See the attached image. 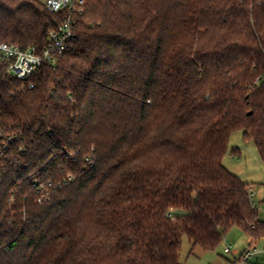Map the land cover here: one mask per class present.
<instances>
[{
  "label": "trees",
  "instance_id": "16d2710c",
  "mask_svg": "<svg viewBox=\"0 0 264 264\" xmlns=\"http://www.w3.org/2000/svg\"><path fill=\"white\" fill-rule=\"evenodd\" d=\"M59 19L0 0V41L41 52ZM75 32L33 89L0 70V264H182L184 236L264 240L223 163L238 131L264 162V0H88Z\"/></svg>",
  "mask_w": 264,
  "mask_h": 264
},
{
  "label": "rangeland",
  "instance_id": "374dc122",
  "mask_svg": "<svg viewBox=\"0 0 264 264\" xmlns=\"http://www.w3.org/2000/svg\"><path fill=\"white\" fill-rule=\"evenodd\" d=\"M39 1L42 4L46 2V0ZM223 163L229 172L250 186L256 209L261 220L264 221V162L261 161L255 144L245 142L241 131L235 132L231 137ZM253 247L263 250L264 240L251 244L249 237L239 228L230 230L218 249L214 251H205L200 247L194 248L190 239L184 236L180 259L182 264H264L262 254L241 263L244 254ZM226 249H230V253H225Z\"/></svg>",
  "mask_w": 264,
  "mask_h": 264
},
{
  "label": "built area",
  "instance_id": "2783aa9c",
  "mask_svg": "<svg viewBox=\"0 0 264 264\" xmlns=\"http://www.w3.org/2000/svg\"><path fill=\"white\" fill-rule=\"evenodd\" d=\"M87 3L88 0H46L44 4L46 10L54 16L61 17L56 22L54 29L48 33V47L38 52L35 48L22 50L14 44L0 41V70L22 82L25 86L28 84L33 89L34 84L28 83L29 80L44 65L55 66L75 40L76 18L84 13ZM254 84H264V76L257 78ZM9 142H11L10 139L3 143V149L9 148ZM249 193L254 201L252 189H249ZM254 206L256 207L255 202ZM225 253H230V249H226ZM260 254L264 256V249L260 251L253 247L244 254L241 263L248 262L252 257Z\"/></svg>",
  "mask_w": 264,
  "mask_h": 264
}]
</instances>
